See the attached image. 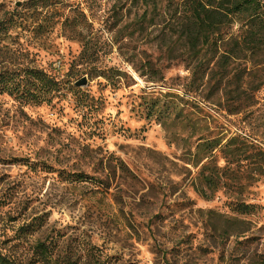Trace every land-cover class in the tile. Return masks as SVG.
I'll return each mask as SVG.
<instances>
[{"label": "rangeland", "instance_id": "obj_1", "mask_svg": "<svg viewBox=\"0 0 264 264\" xmlns=\"http://www.w3.org/2000/svg\"><path fill=\"white\" fill-rule=\"evenodd\" d=\"M25 2L0 0V19ZM53 2V30L40 15L0 36V70L62 88L0 94V248L22 264L40 243L58 264H264V31L245 50L234 23L198 53L182 0Z\"/></svg>", "mask_w": 264, "mask_h": 264}, {"label": "trees", "instance_id": "obj_2", "mask_svg": "<svg viewBox=\"0 0 264 264\" xmlns=\"http://www.w3.org/2000/svg\"><path fill=\"white\" fill-rule=\"evenodd\" d=\"M21 8L15 7V11L7 13L0 19V36H4L10 28H32L40 15H45L49 20L50 31L54 29L55 22L61 18L55 12L53 0H25ZM185 5L187 15L183 31L190 39L192 49L201 53L205 48L209 49L214 44L212 37L219 35L222 31L233 24H241L237 33L242 37V47L245 50H252L256 45V35L264 31V0H182ZM47 10V12H45ZM50 15V17H48ZM42 24H39L41 27ZM38 27V28H39ZM238 37V36H237ZM240 44V42H236ZM217 46V44H215ZM234 45V44H233ZM22 72L25 76L22 77ZM99 75L107 76V71L103 70ZM62 88L57 79L47 75L44 71H39L32 67L17 71L13 69L0 70V94L13 96L20 102H43L51 101L54 95ZM55 93V94H54ZM213 150L216 148L215 140L205 142ZM264 152L255 154V158L264 161ZM255 159V160H256ZM264 162H261L263 164ZM223 167L214 165L211 176L207 180L209 187H218V182L222 180ZM77 179L85 180L83 174H74ZM232 209L241 214L250 213L254 205L243 202H232ZM25 226V233L34 232L42 228L43 223L37 226ZM31 228V229H29ZM29 229V230H28ZM52 244L40 243L37 245L35 254L30 257L29 263L58 264L60 261L53 256ZM0 264H22L17 256H13L0 248ZM60 264H76L69 258H64Z\"/></svg>", "mask_w": 264, "mask_h": 264}, {"label": "water", "instance_id": "obj_3", "mask_svg": "<svg viewBox=\"0 0 264 264\" xmlns=\"http://www.w3.org/2000/svg\"><path fill=\"white\" fill-rule=\"evenodd\" d=\"M85 83V79H83L82 81H80V82H76V85H82V84H84Z\"/></svg>", "mask_w": 264, "mask_h": 264}]
</instances>
